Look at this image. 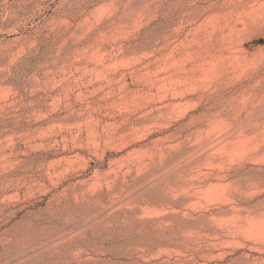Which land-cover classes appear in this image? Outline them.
I'll return each instance as SVG.
<instances>
[{"label":"rangeland","instance_id":"1","mask_svg":"<svg viewBox=\"0 0 264 264\" xmlns=\"http://www.w3.org/2000/svg\"><path fill=\"white\" fill-rule=\"evenodd\" d=\"M0 264H264V0H0Z\"/></svg>","mask_w":264,"mask_h":264},{"label":"bare ground","instance_id":"2","mask_svg":"<svg viewBox=\"0 0 264 264\" xmlns=\"http://www.w3.org/2000/svg\"><path fill=\"white\" fill-rule=\"evenodd\" d=\"M177 91H178V90H177ZM176 94H177V93H176ZM176 94H175V95H176ZM144 116H145V115H144ZM141 123H142V122H141ZM237 131H238V130H237ZM225 132H226V131H225ZM227 133H228V132H227ZM221 134H222V133H221ZM261 134H262V133H261ZM234 135H235V134H234ZM228 138H229V137H228ZM224 139H226V138H224ZM212 141H213V140H212ZM207 142H208V140H207ZM210 142H211V141H210ZM255 143H256V142H255ZM255 143H254V144H255ZM205 144H206V143H205ZM244 144H245V143H244ZM259 144H260V143H259ZM262 144H263V143H262ZM237 145H238V144H237ZM242 146H243V145L241 144V147H242ZM258 146H260V145L257 144L256 147H258ZM217 147H218V146H217ZM241 147L238 145V148L242 149ZM238 148L236 147V150H237ZM206 149H207V148H206ZM258 149H259V148H258ZM258 149H257V150H258ZM130 155H131V154H130ZM221 161H222V160H221ZM220 167H222V166H219L218 168L220 169ZM216 171H217V170H216ZM219 171H220V170H219ZM211 172H212V171H211ZM217 178H218V177H217ZM222 178H223V177H222ZM226 178H227V177H226ZM81 181H82V180H81ZM81 184H82V182H81ZM229 211H230V210H229ZM75 234H76V233H75ZM72 235H74V234H72ZM79 250H80V249H79ZM71 252H72V251H71ZM81 252H82V251H81ZM86 259H87V258H86ZM90 260H91V259H90Z\"/></svg>","mask_w":264,"mask_h":264}]
</instances>
